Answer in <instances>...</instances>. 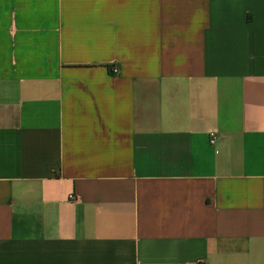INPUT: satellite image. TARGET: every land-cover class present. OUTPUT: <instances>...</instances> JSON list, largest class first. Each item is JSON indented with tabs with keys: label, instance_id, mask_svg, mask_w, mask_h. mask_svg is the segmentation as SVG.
I'll return each mask as SVG.
<instances>
[{
	"label": "crops",
	"instance_id": "0c3cea01",
	"mask_svg": "<svg viewBox=\"0 0 264 264\" xmlns=\"http://www.w3.org/2000/svg\"><path fill=\"white\" fill-rule=\"evenodd\" d=\"M0 264H264V0H0Z\"/></svg>",
	"mask_w": 264,
	"mask_h": 264
},
{
	"label": "built area",
	"instance_id": "2783aa9c",
	"mask_svg": "<svg viewBox=\"0 0 264 264\" xmlns=\"http://www.w3.org/2000/svg\"><path fill=\"white\" fill-rule=\"evenodd\" d=\"M119 72H120L119 68H116V69L114 70V73H115V74H118ZM215 139H216V135H215V134H212V135H211V143H212V144L215 142ZM70 199H71V200H74L75 197H74V196H71Z\"/></svg>",
	"mask_w": 264,
	"mask_h": 264
}]
</instances>
